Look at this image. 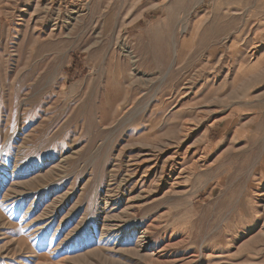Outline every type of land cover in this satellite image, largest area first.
<instances>
[{
	"label": "rangeland",
	"instance_id": "1",
	"mask_svg": "<svg viewBox=\"0 0 264 264\" xmlns=\"http://www.w3.org/2000/svg\"><path fill=\"white\" fill-rule=\"evenodd\" d=\"M2 181L0 264H264V0H0Z\"/></svg>",
	"mask_w": 264,
	"mask_h": 264
},
{
	"label": "bare ground",
	"instance_id": "2",
	"mask_svg": "<svg viewBox=\"0 0 264 264\" xmlns=\"http://www.w3.org/2000/svg\"><path fill=\"white\" fill-rule=\"evenodd\" d=\"M130 165V164H129ZM15 167V166H14ZM129 167V166H128ZM139 167V166H138ZM157 168V167H156ZM148 170V169H147ZM129 172V171H128ZM155 172V171H154ZM149 173V172H148ZM168 173V172H167ZM110 174V173H109ZM158 174V173H157ZM125 175V174H124ZM144 175V174H143ZM170 175V174H169ZM131 176V175H130ZM124 177V176H123ZM160 177V176H159ZM170 177V176H169ZM124 178H126V176L124 177ZM128 178V177H127ZM155 180V179H154ZM163 180V179H162ZM6 181V180H5ZM122 182V181H121ZM157 183V182H156ZM24 184H26V183H20V182H12V183H10L9 185H7V187H6V185H5V182H1L0 183V195L2 194V196L0 197V205L3 207H5V208H9V207H11V209H10V211L11 212H13L15 209H18V208H20V206L24 203V201H25V199L22 197V193H24V192H22V190H21V188H23V186L22 185H24ZM121 184H123V183H121ZM119 186H120V184H119ZM119 188V187H118ZM125 192V191H124ZM112 194V193H111ZM115 194V193H114ZM110 195V194H109ZM114 197H115V195H114ZM109 198V197H108ZM107 198V199H108ZM106 199V200H107ZM130 200H132V199H130ZM133 202V201H132ZM104 203H106L105 201H104ZM103 203V204H104ZM113 203V202H112ZM53 204H54V202H53ZM108 204V203H107ZM116 205V204H115ZM51 206H52V204H51ZM55 206V205H54ZM4 207H3V209H4ZM54 208V207H53ZM105 209V208H104ZM114 209V208H113ZM7 210V209H6ZM26 211V210H25ZM51 211H52V209H51ZM112 211V210H111ZM7 212V211H6ZM16 212V211H15ZM53 212H54V210L51 212V217L50 218H53ZM50 213V212H49ZM48 213V214H49ZM12 215V214H11ZM18 215V214H17ZM22 216H24V215H22ZM109 217V216H108ZM44 218V217H43ZM84 218H86V217H84ZM51 220V219H50ZM84 221V220H83ZM47 222H49V221H47ZM61 222V221H60ZM29 224V223H28ZM30 225V224H29ZM44 225V224H43ZM79 225V224H78ZM25 226V225H24ZM23 226V227H24ZM28 227V226H27ZM59 227V226H58ZM57 227V228H58ZM26 228V227H25ZM40 229V228H39ZM38 229V230H39ZM41 229H42V227H41ZM103 229V228H102ZM105 229V228H104ZM37 230V231H38ZM44 229H42V230H40V232L38 233V234H36V236H37V238L38 237H40V238H46V235L47 234H44V232L45 231H43ZM47 230V229H46ZM34 230H32V232H33ZM120 231V229H119V226L118 225H116V224H114V225H111V226H108V228H107V226H106V229H105V232L103 233V236L108 240V241H110L111 239H116L117 238V236L119 235L118 234V232ZM31 232V233H32ZM42 234V235H41ZM71 234H73V233H71ZM71 234H69L67 237L65 236V238L64 239H62L63 241L61 242V245L63 246L62 247V251H64L68 256L65 258L67 261H68V264H72L71 262H74L75 263V260L76 259H78V258H81L82 256H84V255H78L77 256V254H76V256H74L75 255V253L73 254V252H76V250H79L80 249V247H82V248H85L84 247V244L83 243H81V242H79V240H76V238L75 237H70V235ZM120 234L121 235H119V237L117 238V240H120V237L122 236V233L120 232ZM41 236H43V237H41ZM101 236V235H100ZM142 236V235H141ZM102 238V237H101ZM141 237H139V239H140ZM13 239V238H12ZM39 239V238H38ZM9 240V239H8ZM52 240V239H51ZM117 240H116V242H117ZM122 241V240H121ZM123 242V241H122ZM6 243V242H5ZM5 243H3V244H5ZM51 243V242H50ZM78 244V247H77V244ZM75 244V245H74ZM85 244H88V243H85ZM119 244V243H118ZM2 245V244H1ZM59 247H60V244L58 245ZM86 246V245H85ZM137 246V245H136ZM99 249V248H98ZM82 250V249H81ZM91 250V249H90ZM89 250V251H90ZM132 250V249H131ZM67 251V252H66ZM91 252H93V249H92V251ZM1 253V252H0ZM70 254V255H69ZM71 254H73V255H71ZM85 254V253H84ZM77 262V261H76ZM65 263H67V262H65Z\"/></svg>",
	"mask_w": 264,
	"mask_h": 264
}]
</instances>
